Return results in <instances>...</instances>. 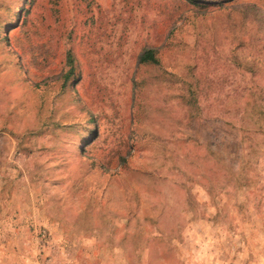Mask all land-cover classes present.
I'll list each match as a JSON object with an SVG mask.
<instances>
[{
    "label": "rangeland",
    "instance_id": "rangeland-1",
    "mask_svg": "<svg viewBox=\"0 0 264 264\" xmlns=\"http://www.w3.org/2000/svg\"><path fill=\"white\" fill-rule=\"evenodd\" d=\"M0 264H264V0H0Z\"/></svg>",
    "mask_w": 264,
    "mask_h": 264
},
{
    "label": "trees",
    "instance_id": "trees-1",
    "mask_svg": "<svg viewBox=\"0 0 264 264\" xmlns=\"http://www.w3.org/2000/svg\"><path fill=\"white\" fill-rule=\"evenodd\" d=\"M68 61L70 62V58H68ZM139 63H156V60L153 56V51L148 49V50H144L142 52V54L139 56ZM73 72V67L71 65H69V68L67 69V71L65 72L64 76H63V80L62 83L67 82V80L69 79V77H71Z\"/></svg>",
    "mask_w": 264,
    "mask_h": 264
}]
</instances>
